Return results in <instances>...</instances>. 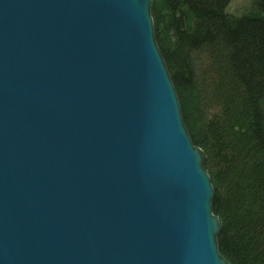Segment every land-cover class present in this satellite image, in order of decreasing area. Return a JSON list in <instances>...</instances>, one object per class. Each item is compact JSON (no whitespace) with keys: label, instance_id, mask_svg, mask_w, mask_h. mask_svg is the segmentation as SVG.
Segmentation results:
<instances>
[{"label":"water","instance_id":"95a60500","mask_svg":"<svg viewBox=\"0 0 264 264\" xmlns=\"http://www.w3.org/2000/svg\"><path fill=\"white\" fill-rule=\"evenodd\" d=\"M151 0H0V264H228Z\"/></svg>","mask_w":264,"mask_h":264},{"label":"trees","instance_id":"16d2710c","mask_svg":"<svg viewBox=\"0 0 264 264\" xmlns=\"http://www.w3.org/2000/svg\"><path fill=\"white\" fill-rule=\"evenodd\" d=\"M230 0H151L153 33L181 116L202 155L228 264H264V0L234 19ZM183 11L190 16L191 31Z\"/></svg>","mask_w":264,"mask_h":264},{"label":"rangeland","instance_id":"374dc122","mask_svg":"<svg viewBox=\"0 0 264 264\" xmlns=\"http://www.w3.org/2000/svg\"><path fill=\"white\" fill-rule=\"evenodd\" d=\"M254 7L255 6L253 4V0H230L228 5L225 8L224 13H226L228 16H230L234 19H238V18H242V17H246V16L255 15L256 9ZM183 18H184L185 28L188 32H190L191 28H192L193 21L191 20L190 16L185 14L184 11H183ZM177 99H178V97H177ZM186 101H188V98L185 97V95L183 94L182 97L178 99L179 107L182 108V105L184 106ZM180 112H181V109H180ZM184 112H189V114L191 115V112H190L188 105H185ZM182 123L184 125L186 132L189 133L190 132V129H189L190 125L188 126L186 121H184L183 119H182ZM197 150L199 151V153H201L199 149H197Z\"/></svg>","mask_w":264,"mask_h":264},{"label":"bare ground","instance_id":"6f19581e","mask_svg":"<svg viewBox=\"0 0 264 264\" xmlns=\"http://www.w3.org/2000/svg\"><path fill=\"white\" fill-rule=\"evenodd\" d=\"M150 16H151V13H150ZM151 21H152V23L154 22V20H153V18H152V16H151ZM157 45V44H156ZM167 73H168V71H167ZM168 75H169V77H170V81H171V85H172V87H173V90H174V92H175V89H174V85H173V83H172V80H171V76H170V74L168 73ZM177 97V96H176ZM177 102H178V99H177ZM178 104H179V102H178ZM180 115H181V112H180ZM181 118H182V116H181ZM184 126V125H183ZM188 134V133H187ZM188 137H189V140H190V143L192 144V141H191V139H190V136H189V134H188ZM192 146H193V148H195V149H198L196 146H194L193 144H192ZM204 169V168H203ZM205 171V170H204ZM206 172V171H205ZM207 173V172H206ZM210 179V178H209ZM217 241V240H216Z\"/></svg>","mask_w":264,"mask_h":264}]
</instances>
